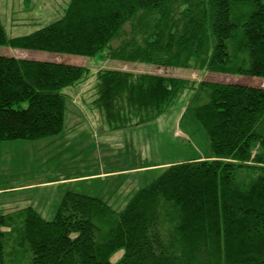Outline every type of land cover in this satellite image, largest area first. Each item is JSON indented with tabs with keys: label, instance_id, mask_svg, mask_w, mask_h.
Here are the masks:
<instances>
[{
	"label": "trees",
	"instance_id": "1",
	"mask_svg": "<svg viewBox=\"0 0 264 264\" xmlns=\"http://www.w3.org/2000/svg\"><path fill=\"white\" fill-rule=\"evenodd\" d=\"M0 45L264 77V0H70L59 19L20 37L7 34L0 13ZM60 58L0 55V140L62 133V89L92 78V109L111 130L155 121L191 92L213 154L168 165L121 211L71 190L51 220L33 206L0 209V264H264V88L93 72ZM11 240L19 244L8 250Z\"/></svg>",
	"mask_w": 264,
	"mask_h": 264
},
{
	"label": "rangeland",
	"instance_id": "2",
	"mask_svg": "<svg viewBox=\"0 0 264 264\" xmlns=\"http://www.w3.org/2000/svg\"><path fill=\"white\" fill-rule=\"evenodd\" d=\"M69 1L1 0L0 13L7 34L20 37L48 25L62 16ZM0 55L44 61H62L60 57H64L65 62L91 67L93 72L102 67L149 70L264 88L261 76L216 72L200 76L198 72L183 68L163 69L108 57L58 54L12 45H0ZM92 87L93 79L90 78L62 89L69 95L70 106L62 133L38 140H0L1 211L14 213L33 206L51 220L68 190L100 197L121 211L134 190L156 180L168 165L205 159L213 154L209 137L189 105L191 92L183 93L174 107L155 121L111 130L102 120L101 112L92 109ZM52 179L57 181L48 182ZM18 244L11 240L8 250ZM123 254L124 251L119 250L111 255V260L119 262Z\"/></svg>",
	"mask_w": 264,
	"mask_h": 264
},
{
	"label": "crops",
	"instance_id": "3",
	"mask_svg": "<svg viewBox=\"0 0 264 264\" xmlns=\"http://www.w3.org/2000/svg\"><path fill=\"white\" fill-rule=\"evenodd\" d=\"M165 164V163H164ZM161 165H163V164H161ZM115 171H113V172H110V173H108V174H111V173H114ZM53 181H57V179H52V180H50V181H48V182H53ZM11 188H16V187H11ZM4 189V188H3ZM2 189L0 188V191H1Z\"/></svg>",
	"mask_w": 264,
	"mask_h": 264
}]
</instances>
